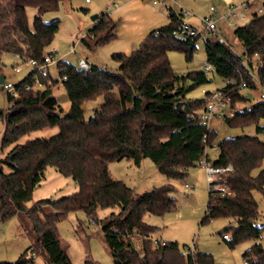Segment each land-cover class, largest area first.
Returning <instances> with one entry per match:
<instances>
[{
	"label": "trees",
	"instance_id": "trees-1",
	"mask_svg": "<svg viewBox=\"0 0 264 264\" xmlns=\"http://www.w3.org/2000/svg\"><path fill=\"white\" fill-rule=\"evenodd\" d=\"M60 1L0 0V54H18L23 61L35 59L38 63L43 62L46 53L54 55L47 47L60 28V20L46 22L42 16L58 8ZM29 6L36 8L33 25L28 18ZM181 15L171 12L170 22L153 30L132 53H115L113 58L119 63L116 72L96 65L82 69L61 59L57 67L59 75L66 76L62 84L71 102L65 114L53 93L59 81L52 74L45 76L31 70L15 83L18 96L8 92L10 106L1 111L5 123L2 148L9 150L0 159V221L18 216L32 243L15 261L0 264H34L37 254L45 258L46 264H73L57 224L69 213L81 210L101 225L114 264H216L212 254L190 248L185 255L178 242L153 239L158 228L147 223L145 216L163 215L177 208L170 185L137 193L109 171L111 161L131 158L140 165L144 158H151L169 178H184L188 167L199 165L208 146L215 147L217 134L207 129L198 116L212 91L199 99L189 98L188 92L212 82V72L224 81L218 89L231 92L232 107L248 101L239 83L244 77L249 80V88H257L244 64L246 60L255 69L256 54L262 62L256 70L264 87V14L256 10L249 23L235 27L234 34L244 48L242 54L236 53L228 40L221 42L214 35L204 42L212 68L179 75L169 62V51L182 50L190 59L198 40L174 38L173 31L183 21ZM97 18L88 38H82L89 48L116 37L113 20L104 13ZM37 75L42 87L35 83ZM229 79L235 82L229 83ZM98 96H103V102L86 118L84 102ZM263 117L264 100L235 109L232 116L223 119L230 126H243L258 123ZM48 127H58L59 132L49 138H28L32 132ZM257 131L264 134L261 126ZM217 148L219 155L214 164L234 166L224 180L230 193L214 195L209 191L203 222L235 218L237 224L226 229L231 235L224 233L231 247L260 239L264 226L256 225L260 210L255 191L264 193V141L241 135L221 140ZM49 167L71 177L78 190L28 206ZM46 207L49 212L44 211ZM107 208L118 211L99 219L98 210ZM136 236L141 238L140 248ZM244 258L250 264H264V244L254 243ZM85 264L95 263L86 260Z\"/></svg>",
	"mask_w": 264,
	"mask_h": 264
},
{
	"label": "rangeland",
	"instance_id": "rangeland-1",
	"mask_svg": "<svg viewBox=\"0 0 264 264\" xmlns=\"http://www.w3.org/2000/svg\"><path fill=\"white\" fill-rule=\"evenodd\" d=\"M157 1L158 3H155ZM61 0L58 8L43 14V20L51 22L60 20V28L52 43L47 47L48 52H55L56 59L79 67V57L86 58L90 66L96 65L107 70L117 71L119 63L114 60L115 53L130 54L137 49L145 38L155 29L170 22L171 12L182 13L184 22L194 26L199 31L205 28L204 19L211 14V7H215L216 16L223 15L230 5H247L252 0ZM246 12L247 19L239 21V25L250 22L257 8L264 6V0H258ZM30 25H33L36 8H27ZM104 13L108 20L116 24V37L89 48L82 40L83 37L96 25L98 18L93 16ZM235 26L228 18L217 23V32L223 35L232 46L233 50L243 53V45L234 34ZM91 44H92V40ZM74 49L75 52L72 50ZM169 62L176 73L184 75L189 72L206 70L207 52L203 38L197 40V46L192 58L188 59L182 50H171L168 53ZM256 64V57L253 59ZM20 65L22 71H15ZM33 70L26 66L25 61L9 52L0 54V75L5 77L4 83H18ZM51 74L58 76L56 64L50 66ZM212 82L191 89L187 96L192 99L204 98L206 91H214L224 85V81L218 75H213ZM0 84V159L9 148H2V135L5 128L1 111H6L10 106L8 90ZM242 93L249 98L246 102H238L235 109L249 108L253 103L264 100L261 93L264 88H245ZM53 93L62 107V113L70 110L71 102L62 83L53 87ZM103 96L87 100L83 104L84 114L89 118L96 107L103 102ZM264 128V117L258 123H248L243 126H230L223 118H214L211 128L217 132L214 145L208 146L206 152L209 158L215 161L219 155L218 143L228 137L241 135L257 136L264 141L263 132H258L257 127ZM59 132L58 127H48L32 132L28 138H49ZM264 167V159H263ZM5 170L9 171L8 166ZM111 176L116 180L125 182L137 193L151 191L155 187L170 185L173 190L171 196L177 201V208L163 215L147 214L145 221L158 229L153 234V239L166 242H178L185 255L190 248L196 252L212 254L216 264H244V254L256 242L264 244V230L260 239L242 242L235 247L224 239V233L231 235L227 228L235 226V218L222 217L203 222L209 200V181L207 172L202 165L187 168L186 175L182 179L169 178L163 174L151 158H144L140 165L133 159L124 158L109 163ZM259 171L256 170V173ZM185 183L191 188L186 190ZM78 190L76 182L69 176L58 172L54 167L46 171L45 179L35 188L32 200L28 206H32L40 199H57L69 195ZM255 197L259 203L260 215L256 221L257 226H264V193L255 191ZM45 212L50 208L46 207ZM115 209H99L97 217L104 218ZM57 232L64 248L69 253L73 264H85L86 260H92L95 264H114L113 256L104 241L101 225L91 219L85 211H75L57 224ZM138 248L141 247V238L134 237ZM32 243L26 229L21 226L18 216L6 221H0V261H15L20 254ZM34 264H46L45 258L37 254Z\"/></svg>",
	"mask_w": 264,
	"mask_h": 264
},
{
	"label": "built area",
	"instance_id": "built-area-1",
	"mask_svg": "<svg viewBox=\"0 0 264 264\" xmlns=\"http://www.w3.org/2000/svg\"><path fill=\"white\" fill-rule=\"evenodd\" d=\"M256 1L258 0H252V2H248L247 5H230L225 14L219 16H216V13L214 12L215 7L212 6L210 16L204 19L205 28L202 31H199L194 26L182 21L178 23L177 28L173 31V36L179 41L203 38L205 42L209 37L217 35L219 41L227 43V39L223 35L218 34L217 32V23L220 20L228 18L232 25H234L235 27L239 26L238 20L243 22L247 19L245 13L251 10V6L253 5L252 3ZM155 3L158 2L155 1ZM162 3H164V0L161 1V4ZM257 12L260 14H264V6L257 8ZM72 51L75 52L74 49ZM16 56L19 58L18 54ZM255 57V66L256 68H258V66L262 65V62L257 54L255 55ZM60 60L61 59H56L54 55L46 53L44 55L43 62L38 63V61L35 59H29L25 61V64L26 66L31 67L33 70H36L37 73H41L42 75L48 76L51 74L50 66L54 64L58 66ZM244 64L247 68L248 78L254 81L257 86L260 85V78L257 74L256 68L253 69L249 67L246 60H244ZM79 67L82 69H88L90 67V64L88 63L86 58L79 57ZM211 68L212 67L209 64L206 66L207 70H210ZM15 71L20 73L22 71V67L20 65L16 66ZM57 77L59 83H62L66 79L65 75L63 77L59 75V70ZM50 82L51 79H49V83ZM228 82L234 83L235 81L233 79H229ZM35 83L38 87L43 86L38 75L35 76ZM3 88L7 89L8 92L13 94L14 96L19 95V91L16 89L15 84H13L12 82L4 83ZM30 88V86L27 87V89ZM239 88L241 90L249 88V80L247 78L242 77L239 83ZM261 96L264 98V92L261 93ZM233 113L234 108L232 107L231 92L217 88L216 90L210 93L205 107L198 113V116L200 118L201 123L204 124L207 129H212L211 124L214 118H225L227 116H232ZM199 164L202 165L207 172V178L210 187L209 191H212L214 195H225L230 193L229 187L224 183V180L227 174L234 170L233 164L230 163L226 166L215 165L214 161L209 158V154L207 152L199 160ZM190 188L191 186L188 183H185V189L188 190ZM224 237H228V235H225ZM191 251H193V248H191ZM244 264H250V262L248 260H245Z\"/></svg>",
	"mask_w": 264,
	"mask_h": 264
},
{
	"label": "water",
	"instance_id": "water-1",
	"mask_svg": "<svg viewBox=\"0 0 264 264\" xmlns=\"http://www.w3.org/2000/svg\"><path fill=\"white\" fill-rule=\"evenodd\" d=\"M98 16H99L98 14L94 15V16H93V19H94V20L97 19ZM4 81H5V77H4L3 74H1V75H0V84H4Z\"/></svg>",
	"mask_w": 264,
	"mask_h": 264
}]
</instances>
